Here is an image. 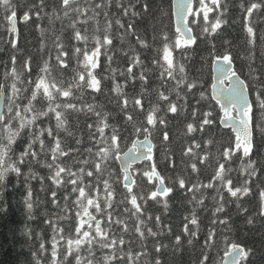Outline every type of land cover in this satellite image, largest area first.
Here are the masks:
<instances>
[{
  "label": "snow or ice",
  "instance_id": "6c2138e0",
  "mask_svg": "<svg viewBox=\"0 0 264 264\" xmlns=\"http://www.w3.org/2000/svg\"><path fill=\"white\" fill-rule=\"evenodd\" d=\"M0 20V219L16 189L25 209L13 264H251L229 208L264 232V0H0Z\"/></svg>",
  "mask_w": 264,
  "mask_h": 264
},
{
  "label": "trees",
  "instance_id": "16d2710c",
  "mask_svg": "<svg viewBox=\"0 0 264 264\" xmlns=\"http://www.w3.org/2000/svg\"><path fill=\"white\" fill-rule=\"evenodd\" d=\"M19 27L23 32V36L26 37L28 41H31L30 44H26V47H29V48L38 47L40 43L38 32L35 31L33 28H28L25 30V27L22 21L19 22ZM3 29H4V22L0 20V37L4 36ZM228 35H229V38L232 39L233 41H237V42L239 41L241 37V23L239 20H237L236 23L231 24L230 28L228 29ZM47 43L50 45L51 41L49 40L47 41ZM2 47H3V43L0 42V48ZM201 47L203 48V46ZM201 55L206 57L207 51H203ZM101 59L103 61V57ZM237 64H239V61H237ZM2 67L3 65H0V69H2ZM205 69H206L205 70V84H206V89H207L208 87H210L207 66H205ZM120 80L122 82V78H120ZM212 103L214 104L215 102L213 101ZM175 135L179 136V132H176ZM154 142L156 141L154 140ZM170 147L172 148V150L175 151L179 147V141L173 140ZM114 164L116 167H119V164L117 161H115ZM233 167H238V164L233 165ZM211 172L212 170L209 169L208 172L205 174V182H207V179L211 176ZM163 175L167 176L168 173L164 172ZM138 182L140 183V186L142 188L150 187V186H146L144 184V181H139V178H138ZM33 187L34 189L38 188V183L34 182ZM23 194L24 193H23L22 188L16 189L8 193V203L10 207V212L7 217L0 219V241L7 240L8 242L5 243L4 248L0 250V264H13V262L17 259V253L20 250L21 240L18 236L15 240H12V234L15 233L18 229L22 228L24 224L25 209L21 202V196ZM225 195L227 196L226 193ZM244 200L247 201L250 205L249 212H254L257 207L255 198L253 197L252 200H249L248 197H245ZM205 203L207 205H211L210 200H206ZM47 206L50 207V205H47ZM186 208H191V205H185L178 199L172 204L171 210L166 215H162L161 217L162 221L172 226L174 233H179L181 231V226L183 223L182 216L189 215V212L186 210ZM152 211L156 214H160L163 212V207L162 205L154 206L152 207ZM229 211L235 217L234 222L237 225L236 229L233 232L228 233L230 242H236L240 244L241 246H246L249 248L256 249V255L250 258L251 264H264V232L260 231L258 227L243 226L244 225L243 217L236 216L237 210H236L235 204L231 205V207L229 208ZM210 214L211 213L209 211L207 214H204L201 216V220H200L201 240L203 239V233L209 227ZM42 220H43V217H40L37 221L34 222V226L43 227ZM217 235L220 236V233L218 232ZM164 242L165 243L168 242L167 237H164ZM198 248H199V244L196 245V249ZM217 251L219 252V256L224 255V251H223V247H222V243L220 239L217 240V247L213 249V257L215 259H219V256L215 255ZM196 254L199 255V252L197 251ZM20 258L23 259V257H20ZM194 259L195 257L190 256L188 252H185L182 259L179 256H177V264H193Z\"/></svg>",
  "mask_w": 264,
  "mask_h": 264
},
{
  "label": "water",
  "instance_id": "95a60500",
  "mask_svg": "<svg viewBox=\"0 0 264 264\" xmlns=\"http://www.w3.org/2000/svg\"><path fill=\"white\" fill-rule=\"evenodd\" d=\"M118 162V164L120 163L119 161H117ZM139 165H137V167H138Z\"/></svg>",
  "mask_w": 264,
  "mask_h": 264
},
{
  "label": "bare ground",
  "instance_id": "6f19581e",
  "mask_svg": "<svg viewBox=\"0 0 264 264\" xmlns=\"http://www.w3.org/2000/svg\"><path fill=\"white\" fill-rule=\"evenodd\" d=\"M18 26H19V24H18Z\"/></svg>",
  "mask_w": 264,
  "mask_h": 264
}]
</instances>
